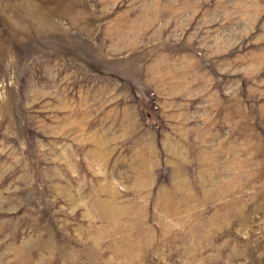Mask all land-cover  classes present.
I'll return each mask as SVG.
<instances>
[{"label": "rangeland", "instance_id": "rangeland-1", "mask_svg": "<svg viewBox=\"0 0 264 264\" xmlns=\"http://www.w3.org/2000/svg\"><path fill=\"white\" fill-rule=\"evenodd\" d=\"M0 264H264V0H0Z\"/></svg>", "mask_w": 264, "mask_h": 264}]
</instances>
